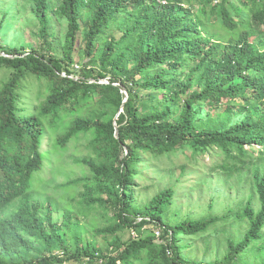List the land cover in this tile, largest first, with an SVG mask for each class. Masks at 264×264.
I'll use <instances>...</instances> for the list:
<instances>
[{
	"label": "trees",
	"instance_id": "obj_1",
	"mask_svg": "<svg viewBox=\"0 0 264 264\" xmlns=\"http://www.w3.org/2000/svg\"><path fill=\"white\" fill-rule=\"evenodd\" d=\"M26 1L34 42L0 41V264H264V0ZM81 143L89 174L70 178ZM204 155L243 197L180 217L173 188Z\"/></svg>",
	"mask_w": 264,
	"mask_h": 264
},
{
	"label": "rangeland",
	"instance_id": "obj_2",
	"mask_svg": "<svg viewBox=\"0 0 264 264\" xmlns=\"http://www.w3.org/2000/svg\"><path fill=\"white\" fill-rule=\"evenodd\" d=\"M14 1H16L17 4L14 5L13 12L6 18L4 23L5 26L0 30V41H2V39L4 38H9L10 40H12L14 37L16 38L20 36L24 41L34 42V37L31 30L33 25H35L36 20L29 13L30 2L26 0ZM53 29L57 33V41H62L66 30V23H54ZM75 59H77V57ZM81 64V62H75V68H78L79 66H81ZM86 153L87 149L82 143L76 148L70 147L69 150L66 152V172L70 178L79 177L84 174L87 176L89 174V171L86 169L85 166L79 163H75L72 160V154H74L75 156H82ZM173 161L179 164L186 163V161L183 159V154H179L178 159L176 157H173ZM211 163L212 159L208 157V155H204L203 157H201L199 162L197 163V166H195L192 161L189 162L187 164L188 169L194 170L188 173V177L184 176L182 178V181L180 182V185L177 186V188L176 186H174L175 188H173V190L175 193V204L172 206V208L173 210H178L180 212V217L189 216L192 218H199L210 213L220 214L224 211V209H226L227 206L231 205L233 202L243 197V195L238 194L237 189L235 187L231 188L228 186V181L222 182L221 179L215 175H211L210 178L206 177L205 171L208 169ZM167 164L168 160L166 158H163L160 161H154L151 163V170L149 172H144L147 178H142L141 183H157L158 187L150 185L145 189H138V202H145L151 197V195L154 194L156 190L164 187V185L168 181L167 171L164 170ZM203 165H205L206 167H204ZM159 169H162L161 177H158L157 175V171ZM173 171L174 175L172 176V178L175 179L176 177H178V174L180 172L178 168H175ZM65 177L66 176H64V174H60L58 176V182L65 180ZM233 180V178L229 179V182L232 183ZM205 183H209L210 186H207ZM169 184L173 185L174 182H169ZM246 191L247 188L245 187L244 192ZM53 217L55 219H60L61 216L60 214L55 213ZM143 229L145 233L148 234L152 233V231L154 233L155 231L161 232L158 227L151 225ZM132 234L135 235L136 232L134 231ZM121 235L124 238L127 237L125 233ZM234 237L239 239L240 234L236 233L234 234ZM103 241L104 240H102L100 237H97V242L99 244L103 243ZM217 244V242H210V245L214 248ZM191 245L192 248L190 249V252L188 251L191 257H195L197 260H200L202 257L208 259L213 256V251L211 247L209 248V251H205V245H203V241L195 240L191 243Z\"/></svg>",
	"mask_w": 264,
	"mask_h": 264
},
{
	"label": "water",
	"instance_id": "obj_3",
	"mask_svg": "<svg viewBox=\"0 0 264 264\" xmlns=\"http://www.w3.org/2000/svg\"><path fill=\"white\" fill-rule=\"evenodd\" d=\"M126 97H127V92L125 91V100H126ZM115 136H117V126H115Z\"/></svg>",
	"mask_w": 264,
	"mask_h": 264
},
{
	"label": "built area",
	"instance_id": "obj_4",
	"mask_svg": "<svg viewBox=\"0 0 264 264\" xmlns=\"http://www.w3.org/2000/svg\"><path fill=\"white\" fill-rule=\"evenodd\" d=\"M156 235L159 236L160 235V231H155Z\"/></svg>",
	"mask_w": 264,
	"mask_h": 264
}]
</instances>
